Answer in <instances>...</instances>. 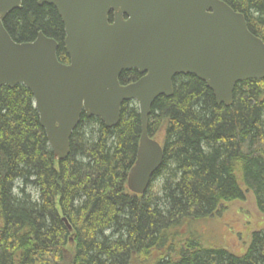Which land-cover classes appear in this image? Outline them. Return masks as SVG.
I'll return each instance as SVG.
<instances>
[{"label":"trees","instance_id":"obj_1","mask_svg":"<svg viewBox=\"0 0 264 264\" xmlns=\"http://www.w3.org/2000/svg\"><path fill=\"white\" fill-rule=\"evenodd\" d=\"M221 1L264 43V0ZM3 26L15 42L42 32L68 63L54 6L21 0ZM138 78L122 71L119 82ZM172 83L151 106L147 133L162 131L163 160L141 195L126 185L140 138L136 102L122 104L113 127L82 113L56 161L31 92L0 88V264H264V231L236 255L188 229L245 191L264 214V79L237 83L228 107L193 75Z\"/></svg>","mask_w":264,"mask_h":264},{"label":"water","instance_id":"obj_2","mask_svg":"<svg viewBox=\"0 0 264 264\" xmlns=\"http://www.w3.org/2000/svg\"><path fill=\"white\" fill-rule=\"evenodd\" d=\"M43 3L63 23L68 63L42 32L15 42L3 20L21 0H0V88L22 84L31 92L56 161L68 156L82 113L113 127L122 104L136 102L140 138L126 180L136 195L162 164L163 147L148 136V117L156 98L173 94L175 76L202 80L226 107L237 83L264 79L263 41L221 0H38ZM133 69L140 77L120 84L121 72Z\"/></svg>","mask_w":264,"mask_h":264},{"label":"rangeland","instance_id":"obj_3","mask_svg":"<svg viewBox=\"0 0 264 264\" xmlns=\"http://www.w3.org/2000/svg\"><path fill=\"white\" fill-rule=\"evenodd\" d=\"M154 138L161 144L162 131ZM27 192L31 193L30 189ZM188 229L204 245L241 255L248 248L253 233L264 231V214L258 211L252 193L245 191L243 199L224 203L219 212L193 222Z\"/></svg>","mask_w":264,"mask_h":264},{"label":"flooded vegetation","instance_id":"obj_4","mask_svg":"<svg viewBox=\"0 0 264 264\" xmlns=\"http://www.w3.org/2000/svg\"><path fill=\"white\" fill-rule=\"evenodd\" d=\"M126 17H124V19H125Z\"/></svg>","mask_w":264,"mask_h":264}]
</instances>
